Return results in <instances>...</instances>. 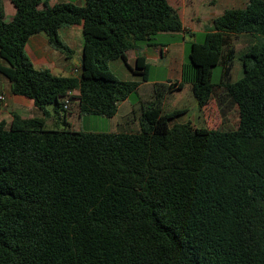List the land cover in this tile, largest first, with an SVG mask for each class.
<instances>
[{"label":"trees","instance_id":"16d2710c","mask_svg":"<svg viewBox=\"0 0 264 264\" xmlns=\"http://www.w3.org/2000/svg\"><path fill=\"white\" fill-rule=\"evenodd\" d=\"M11 1L7 21L0 0V72L41 115L0 120V264H264V0L214 16L203 39L189 41L179 77L153 83L152 98L128 115L131 128L113 131L75 127L65 96L81 115H115L148 80L144 55L132 66L127 50L181 31L177 9L168 0ZM74 23L83 38L76 75L35 66L28 37L42 31L69 52L58 28ZM241 32L255 39L238 52ZM236 58L242 74L232 79ZM115 59L140 79L118 77ZM185 83L198 107L212 97L234 102L237 122H173L187 109L164 110L162 99ZM47 104L58 114L53 126Z\"/></svg>","mask_w":264,"mask_h":264},{"label":"crops","instance_id":"0c3cea01","mask_svg":"<svg viewBox=\"0 0 264 264\" xmlns=\"http://www.w3.org/2000/svg\"><path fill=\"white\" fill-rule=\"evenodd\" d=\"M1 1L4 11V19L8 21L12 18L15 12V6L11 0ZM84 1L85 0H41L37 7L44 8L47 5L51 6L57 2H74L82 5ZM168 2L177 9L182 21L183 29L174 33H160L161 35H166L171 38L165 39V41H156L157 43L155 45L142 44L139 48L128 49L127 60L133 66L136 62L137 55L142 54L146 58V61L149 63V65H151L152 61L157 63L161 58L167 57L169 60L168 65L170 72H173L175 74V78H178L181 64L184 61V55L186 52L185 45L191 40L187 39V34L192 36V39L196 40V32L200 31L204 33L210 27L211 19L214 16L220 14L227 8L244 7L247 3V0H168ZM58 34L61 40L69 47V52H65L60 48L53 46L48 41L46 34L42 31L33 33L28 37L24 45V52L37 67L48 68L54 74L76 75V72H74L73 69L75 66L80 65L83 45L82 25L81 23L61 25L58 28ZM254 39L255 38L252 34L248 32H241L235 35L233 42L237 51L239 52L250 45ZM236 59L234 60L232 67V79H236L242 74L241 62L239 59V61H236ZM0 62L5 63L1 57ZM126 67L128 66L126 65ZM121 74H123L122 79H140L139 74L133 72L132 70L124 72L122 70ZM148 80H141L139 83L137 90L140 100L139 105H141L142 101L151 99L154 94L150 86L146 87V85L149 84ZM157 82L166 84L168 81H154V83ZM185 87L190 89V85L188 83H185L181 89ZM167 92L168 91H165L164 95ZM217 92L220 95H224L220 88H217ZM0 94H2L4 97L3 99H0V120H4L9 123L12 118V113L14 112L18 113L22 117L41 115V110L34 104L32 98L22 94L13 93L11 91L8 78L1 72ZM129 95L125 99L119 101L116 114L110 117V119L116 118V123L118 124L117 129L122 127L131 128L129 124H132L133 122L131 121L132 119L128 117V115L135 109H138V104L133 106V103L129 99ZM144 95H147L148 97H145ZM225 100L226 101L224 103L220 104V101L218 102L215 97H212L203 106H197L196 109L191 111L187 119H190L192 123L196 125H205L207 127H218L220 124L227 125L228 123L234 125L238 118L237 107L234 102H229V99L227 100L226 98ZM161 104L164 110L186 108L187 110L184 113H187L189 110V107L187 106H175L165 109L163 106V101ZM224 104L230 105V107L233 109L231 117L230 113L223 110ZM45 108L47 111L45 114L46 124L48 126L55 125L58 122V114H56L54 111L53 105H46ZM80 117L81 114L78 112L76 101L73 100L66 112V119L70 121L75 127L80 128L78 127L80 124L78 122Z\"/></svg>","mask_w":264,"mask_h":264},{"label":"rangeland","instance_id":"374dc122","mask_svg":"<svg viewBox=\"0 0 264 264\" xmlns=\"http://www.w3.org/2000/svg\"><path fill=\"white\" fill-rule=\"evenodd\" d=\"M203 32L197 31L195 39L196 41H201L203 39ZM187 39H192V36L187 34ZM171 37L166 35H161L160 33L156 34L155 41H165V39H170ZM189 42L186 43V52L184 55V60L187 59V49H188ZM240 47V44H239ZM238 47V48H239ZM236 61H239L236 59ZM169 60L167 57H163L160 59L159 62L155 63L152 61L150 67H149V74H148V81L149 84L146 85L150 86L152 90V86L154 81L156 80H174L175 74L173 72H170L169 69ZM110 66L115 72V74L118 77H123L122 70L124 71H131L126 65L120 60L115 59L113 61H110ZM220 75V65H214L212 68V80L214 82H217L219 80ZM239 77V76H238ZM145 97H148L147 95H144ZM130 101L133 103V106L138 104V109H140L139 105V96L137 92H131L129 95ZM163 106L165 109H169L171 107L175 106H187L189 107V110L187 113H182L177 115L172 121L173 122H181L184 120H187L188 115L191 111L197 108V103L195 101V98L192 94L191 88L188 89L187 87L183 89H175L174 91H168L164 97H163ZM1 104V101H0ZM52 104H47V106H51ZM227 106V107H226ZM223 110L230 113V117L232 116L233 109L230 107V105H223ZM132 113V112H131ZM136 113V112H135ZM119 116V115H118ZM80 124L78 127L82 130H90V131H110L113 129H117V123L116 118L110 119V117H107L105 115L101 114H93V113H86L82 114L79 121ZM233 124H220L218 127L222 128H231ZM133 128H135V125H132Z\"/></svg>","mask_w":264,"mask_h":264},{"label":"built area","instance_id":"2783aa9c","mask_svg":"<svg viewBox=\"0 0 264 264\" xmlns=\"http://www.w3.org/2000/svg\"><path fill=\"white\" fill-rule=\"evenodd\" d=\"M73 70H74V72H78L79 71V66L78 65L75 66ZM67 93L68 94H71L72 91L71 90H68ZM3 98H4L3 95L0 94V99H3ZM70 101H71V99H70L69 95L65 96V99H64V107H68L69 104H70Z\"/></svg>","mask_w":264,"mask_h":264}]
</instances>
